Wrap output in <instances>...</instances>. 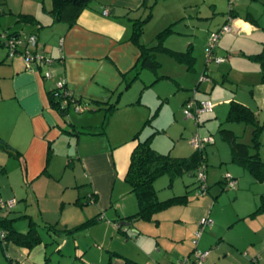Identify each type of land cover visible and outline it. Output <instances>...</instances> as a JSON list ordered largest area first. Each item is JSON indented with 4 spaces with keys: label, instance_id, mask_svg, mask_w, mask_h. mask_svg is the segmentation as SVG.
<instances>
[{
    "label": "rangeland",
    "instance_id": "rangeland-1",
    "mask_svg": "<svg viewBox=\"0 0 264 264\" xmlns=\"http://www.w3.org/2000/svg\"><path fill=\"white\" fill-rule=\"evenodd\" d=\"M97 1L99 2V0H94L92 4L94 5ZM105 1L108 4L132 3L134 8L129 19L144 20L151 15L140 39L142 44L156 45L158 35L171 27L173 33L164 40L165 47L177 52H184L189 46H193L196 60L191 67L188 63L180 62L167 53H158L157 59L161 62L158 74L170 75L177 82L165 79L141 91L143 80L151 82L156 76L154 71L142 70L141 77L126 89L121 100V103L125 104L126 100H137L141 96V103L118 110L120 113L111 118L107 126V134L88 138L85 146L92 144L90 147H94L93 143L99 141L97 137H101L100 147L104 141H109L115 149H123L130 141H123L122 125L125 119L130 116L140 117L143 120L140 127L143 130L140 135L141 139H145L154 131L159 130L152 138L154 140H152V147L174 157L192 155L196 149L193 138L209 139L203 146V154L207 159L206 164H208L206 178L208 185L211 186L209 192L203 194L197 176L190 173H184L173 180H171L170 174H162L155 181L160 199L174 195H188V202L185 205L169 208L166 212L170 213L169 218L161 222V225L167 229L182 228L177 241L172 242L168 239L173 244L167 243V238H163L167 244L164 246L170 252L173 250L191 251L195 246L194 241L205 234L204 237L207 241L205 243L209 250L207 253L208 264H264V210L257 211L258 206L264 202V180H255L246 168L232 162L231 145L222 138L219 131L221 127L232 129L241 142L252 143L254 125L226 121L228 103L221 99L232 96L235 100L249 102L253 98L252 89L261 84L259 63L247 59L246 56L259 53L262 50L264 0ZM230 17L232 21L244 19L252 25L254 30L249 32L235 29L224 35L216 48V54H214L216 58L225 59L224 63L216 60L209 61L207 44L210 35L216 32ZM2 18L7 22V18L12 17L3 15L0 19ZM10 23L19 25L20 28L28 27L25 24H17L14 20ZM6 30L8 28L3 32ZM27 32L21 35L20 40L23 44L22 47L30 51L33 50V47L27 44L31 37ZM5 49L7 48H3L1 52H5ZM47 66L51 71L50 78L55 72L49 64ZM207 100L214 104L213 112L204 111L196 117L186 115L185 110L190 101L204 103ZM249 104L252 106L253 102H249ZM255 112L260 123L263 124L264 109L257 105ZM89 113L91 112L78 113L72 106L68 115H59L60 122L66 126L65 119L70 121L71 118ZM148 118L151 121L146 123ZM259 138L262 143L260 153L264 158V127ZM72 146H74L73 143L71 145L69 138L64 134L56 143L57 154H54L49 168L53 175L45 173L35 180V183L19 178L21 168L16 165L7 150L0 146V181L3 186L0 189L5 191L3 198H15L20 201L18 206V203L15 205V210L9 212L1 209L0 216L16 217L15 226L27 230L29 219L21 218L22 212L27 209L32 211V215L39 224L48 221L58 227L64 226L66 220L69 221L73 216L77 217L80 212L86 211L90 205H74V201L78 198L76 197L78 192L72 184L77 180L80 183L86 181L83 177V167L80 163H76L78 161L75 160L76 154H71L74 152ZM69 157L75 159H71L69 162ZM74 162L76 165H73ZM5 167L6 169H4ZM6 173H10V176L8 177ZM226 176L235 178L234 187L224 189L222 186L219 187L217 181ZM10 178L15 181L11 182ZM117 183L118 185L125 183L129 187L123 177H119ZM87 186V184L83 185L85 193ZM8 191L13 195H6ZM27 194L30 196L29 202H25ZM15 195L17 197H14ZM23 196L24 200L21 201ZM81 200L85 202L86 197L83 196ZM20 206L22 209H19ZM207 218L212 220L211 224H205L204 221ZM175 219L177 221L173 222ZM193 225L196 226V230L190 235ZM39 228L42 236L51 240L49 230L43 226H39ZM1 231L0 228V240ZM167 235V232H163V237ZM206 235H210L209 238ZM215 236L216 238H212ZM3 242L9 243L7 240ZM210 244H212V249H209L211 248ZM51 246L50 250L53 256L58 258L59 244L55 243ZM6 252L4 245L0 242V264H10ZM199 252L204 251L200 250ZM195 255L196 252L192 253L190 257L195 258ZM171 257H174V254H171ZM183 257L188 256L184 255ZM48 264H52V262L49 261ZM204 264L206 263L204 262Z\"/></svg>",
    "mask_w": 264,
    "mask_h": 264
},
{
    "label": "crops",
    "instance_id": "crops-1",
    "mask_svg": "<svg viewBox=\"0 0 264 264\" xmlns=\"http://www.w3.org/2000/svg\"><path fill=\"white\" fill-rule=\"evenodd\" d=\"M3 2L4 5L0 7V17L8 15L12 18H7V22L4 18L0 19L2 22H0V34H13L15 38H22L21 35L28 31L31 37L36 38L34 54H43L47 56L46 58L52 59L53 63L50 66L55 73L52 77H47L45 73L49 71L48 64L44 62L33 61L28 65L25 57L26 48L22 47L23 44L20 41L19 53L13 58L9 57L7 49L1 52L3 48H0V146L7 150L16 165L21 168L19 178L35 183V180L45 173L53 175L49 168L54 154H57L56 143L66 134L70 144L74 145L72 146L74 152L71 154H76V159L69 157L68 160L69 162L71 159L78 160L76 163H80L83 167V177L86 181L80 183L77 180L72 184L78 192L74 205H90V207L83 213L80 212L77 217L73 216L69 221L66 220L65 225L59 228L73 229L86 219L100 215L95 224L71 233L49 231L51 239L49 240L42 236L39 226L46 228L50 222L45 221L39 224L32 215V211L27 209L22 212L21 218H32L38 224L41 243L28 249L12 241L6 244L2 242L7 251V259L19 261L21 264H48L49 261L52 264H128L129 262L172 264L184 258V255L191 256L195 251L203 250L208 253L205 234L199 237L197 243L194 242L195 246L191 251L173 250L172 253L166 249L164 245L167 244L163 238H167V243L173 244L169 240L177 241L182 230L175 227L167 229L161 225L162 220L169 218L170 213H166L169 208L155 213L152 220L129 221L126 219L138 211V202L130 187H127L125 183L118 185L117 180L119 177L125 179L131 153L138 143V140H135L137 133L141 140L142 118L130 116L125 119L121 136L123 141L130 142H127V146L121 150L115 149L109 141H104L100 147L101 137H97L99 141L93 143L94 147H90L92 144L85 146L88 138L107 134V126L111 118L120 113L118 110L141 103V96L137 100L129 98L130 100H126L125 104L121 103L124 96L122 94L126 89L141 77L142 70L149 69H141L138 65L141 50L131 41L132 24L129 22L132 19L128 17L134 5L129 2H125L124 5L108 4L105 0H99L94 5L92 2L80 14L75 25L69 28L65 22H54L50 13L53 0H4ZM19 15H32L39 24H25L28 27L22 28L19 25H12L10 21L18 22ZM226 24H230L231 32L235 29L249 32L254 30L252 25L244 19L232 21L230 17L217 31ZM7 28V33L3 32ZM189 48L194 56L193 46ZM216 48L214 54H216ZM251 55L246 56L247 59L255 61L249 58ZM193 65L194 62L191 67ZM154 73L156 74L154 81L143 80L141 91L161 80L172 79V76L166 74H162L164 77L157 79L158 73ZM61 79L66 80L69 90L77 100L81 99L83 103L86 102L93 107L92 110L84 111H90L89 114L71 118L70 121L65 119L66 126L63 122L61 124L59 115H68L72 106L75 110L76 103L70 105L66 114L54 106L51 90ZM172 80L177 82L176 79ZM260 83L252 89L253 98L249 100L253 102L252 106L248 105L249 102L235 100L232 96L221 101L225 100L228 103V111L232 100L246 104L254 112L257 105L264 109V84L261 80V69ZM96 101L115 103L117 107L111 114H107L105 109L97 108ZM150 121L148 118L146 123ZM76 163L74 162L73 165ZM6 174L10 176V173ZM1 183L2 181H0V188L3 187ZM86 184L88 186L85 193L83 185ZM218 185L220 188L222 186V189L225 188L224 184ZM4 193L5 191L0 189L2 198ZM6 195L13 194L8 191ZM24 196L21 201L24 200ZM83 196L86 197L85 202L81 200ZM29 201L30 196L27 194L25 202ZM19 202L17 201V206ZM19 209H22V206ZM8 218L14 221L17 219L11 216ZM14 221L13 225L17 230L21 232L28 230L15 226ZM122 221L130 225H123ZM175 221L177 219L173 220ZM195 230L196 226L193 225L190 235ZM163 232H167L168 235L163 237ZM206 236L209 238L210 235ZM55 243L59 244L58 258L54 257L50 250L51 244ZM210 246L209 249H212V244ZM171 254H174V257L170 258ZM205 263L208 264V257Z\"/></svg>",
    "mask_w": 264,
    "mask_h": 264
},
{
    "label": "trees",
    "instance_id": "trees-1",
    "mask_svg": "<svg viewBox=\"0 0 264 264\" xmlns=\"http://www.w3.org/2000/svg\"><path fill=\"white\" fill-rule=\"evenodd\" d=\"M1 1L0 7L4 5V0ZM93 1L94 0H53L52 10L50 13L55 23L65 22L70 28L75 25L80 14L83 12V10L88 8ZM232 12L233 10L230 12L231 17ZM150 19L151 15H149V17L144 20H131V41L138 45L141 50V57L139 58L138 63L140 68H149L158 73L161 62L157 59V55L160 52L167 53L174 59H177L181 62H186L191 66L195 60L191 48H189L186 52H177L165 47L164 40L167 36L173 33L171 27L167 28L158 35L157 44L154 46L144 45L140 42L141 36L144 33L145 24H147ZM17 23L39 24L38 20L32 15H19ZM19 41L21 42L20 38L18 37L17 39H15V35L13 34H0V48H7L10 58H13L16 54L19 53ZM27 44L33 47V50H26L25 57H27V51L28 53L34 54V49L36 46H32L29 43ZM43 56L47 57L45 55ZM249 58L257 61L260 64L261 80L264 84V43L261 52L251 55L249 56ZM162 77H164V75L158 74L157 79ZM56 89L58 90L57 87L51 90V97L54 106L59 111L66 114L68 108L73 103L87 106V110L93 109V107H91L89 104L87 105L86 102L83 103L81 99L77 100L71 90V95L67 97L69 104L65 108H62V96L57 97L55 95ZM69 89L70 88L68 87V85L65 84L62 92ZM96 105L98 106V109H105L107 111V114H111V112L117 107L115 103L109 104L101 101H96ZM226 121L245 122L254 125L253 139L251 144L241 142L232 129L221 127L219 131L222 138L227 140L231 145L232 161L246 168L256 180H264V158L260 153V146L262 143L259 138L261 130L264 127V123H260L256 113L249 106L235 100H232L230 102ZM77 132L84 133L79 131ZM153 135L154 133L141 140L138 138V133L135 135V140H138V143L131 153L130 165L125 176V180L128 183L131 192L134 193L137 198L139 209L135 214L130 215L126 218L129 221L138 219L152 220L155 213L172 206L185 205L188 202L187 194L174 195L166 199L159 198L158 191L155 187V181L162 174H170L172 178L171 180H173L175 177L180 176L184 173H190L191 175L197 176V170L201 165H205L207 170L208 164H206L207 159L203 154V149H195V152L190 156L174 157L167 153H161L152 147L151 138ZM232 180L236 182L234 177L226 176L223 178V180L218 181L217 183L224 184L225 188L232 187ZM199 186L201 187V184ZM234 186L235 185H233V187ZM210 187V185L206 184L205 193L210 191ZM260 210H264V202L260 206H258L257 211ZM99 217L100 215L86 219L84 222L73 229H61L56 224H48L46 225V228L53 233H71L75 230L83 229L95 224L99 220ZM13 221L14 219H10L8 218V216L2 218L0 217V228L6 233L5 238H1V243L4 240L12 241L17 245L28 249L34 248L41 243V238L38 233V224L32 218L29 219V228L26 232L17 230L13 225ZM9 262L10 264H21L19 261H14L12 259H9ZM128 264L138 263L129 262Z\"/></svg>",
    "mask_w": 264,
    "mask_h": 264
},
{
    "label": "built area",
    "instance_id": "built-area-1",
    "mask_svg": "<svg viewBox=\"0 0 264 264\" xmlns=\"http://www.w3.org/2000/svg\"><path fill=\"white\" fill-rule=\"evenodd\" d=\"M231 32V26L230 24H226L224 25L219 31L214 32L211 34L210 38H209V42H208V46H207V58L209 61L211 60H216L217 62L222 63L225 59L223 58H216L214 56V50L215 48L218 46L219 41L221 39V37L225 34H228ZM30 45L35 46L36 45V38L33 36L29 39L28 42ZM27 63L28 65H30V63L32 61H39V62H44L46 64L51 65L53 63L52 59H48L46 57H44L43 55H39V54H32V53H28L27 52ZM47 77H49L51 75V72L48 71L47 73H45ZM67 84L65 79H61L57 82L56 86L58 88V90H55V95L57 97H61L62 96V108H65L68 104V96L71 95V91L70 90H65L62 92L64 85ZM54 87V88H55ZM214 108V104L211 101H205L204 103H196L193 101H190L188 103V108L185 110V113L187 116L190 117H196L197 115H200V113L204 112V111H208V112H212ZM75 110L77 112H82L87 110V106H83L81 104H76L75 106ZM209 139H204V140H199L197 137L193 138V144L196 146V149H203L204 143L207 142ZM197 178L201 184V192L203 194H205L206 192V184L207 183V178H206V166L205 165H201L199 167V169L197 170ZM235 185V181L232 180L231 182V186ZM17 204V200L15 198H10V199H4L0 196V210H8L11 211L15 205ZM205 224H211L212 220L210 219H206ZM199 234V233H198ZM5 231L2 230L1 231V238H5ZM201 235V233H200ZM195 243H197V240L194 241ZM196 255L195 258H192L190 256L188 257H184L172 264H204L206 257H207V252H199V251H195Z\"/></svg>",
    "mask_w": 264,
    "mask_h": 264
},
{
    "label": "water",
    "instance_id": "water-1",
    "mask_svg": "<svg viewBox=\"0 0 264 264\" xmlns=\"http://www.w3.org/2000/svg\"><path fill=\"white\" fill-rule=\"evenodd\" d=\"M18 37H16L15 39H17ZM123 225H130V223L126 222V221H122Z\"/></svg>",
    "mask_w": 264,
    "mask_h": 264
}]
</instances>
